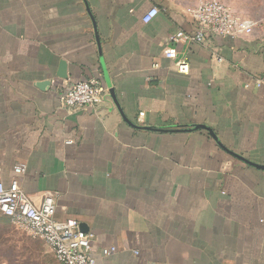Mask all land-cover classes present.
Here are the masks:
<instances>
[{"label":"crops","instance_id":"crops-1","mask_svg":"<svg viewBox=\"0 0 264 264\" xmlns=\"http://www.w3.org/2000/svg\"><path fill=\"white\" fill-rule=\"evenodd\" d=\"M196 1L0 0L1 178L36 207L53 197L98 264H264V169L228 152L264 165V30L170 45L197 30ZM82 80L98 101L64 107ZM111 90L129 121L162 130L129 125Z\"/></svg>","mask_w":264,"mask_h":264},{"label":"built area","instance_id":"built-area-1","mask_svg":"<svg viewBox=\"0 0 264 264\" xmlns=\"http://www.w3.org/2000/svg\"><path fill=\"white\" fill-rule=\"evenodd\" d=\"M159 13L157 7H151L143 16L150 21ZM186 13L197 24V30L191 36L177 29L169 36L172 46L177 44L200 43L209 32L213 35L237 37L252 33L256 22L234 12L221 0H197L186 9ZM175 66L179 72L188 71L185 59L177 58ZM102 88L94 80H82L74 83L61 96V103L68 109H82L93 106L99 99ZM144 112L139 113V120ZM23 165L14 168L16 174L22 173ZM0 167V216L9 218L17 228L32 237L41 239L60 264H98L90 256L92 235L84 232L75 219H60L56 216L55 200L45 196L36 207L13 177L5 184L1 178ZM115 247L102 249V255L115 252ZM137 254V251H134Z\"/></svg>","mask_w":264,"mask_h":264},{"label":"rangeland","instance_id":"rangeland-1","mask_svg":"<svg viewBox=\"0 0 264 264\" xmlns=\"http://www.w3.org/2000/svg\"><path fill=\"white\" fill-rule=\"evenodd\" d=\"M237 14L256 22L264 30V0H232ZM53 255L39 238L16 229L9 219L0 217V264H55Z\"/></svg>","mask_w":264,"mask_h":264},{"label":"water","instance_id":"water-1","mask_svg":"<svg viewBox=\"0 0 264 264\" xmlns=\"http://www.w3.org/2000/svg\"><path fill=\"white\" fill-rule=\"evenodd\" d=\"M56 76H58V77H60V78H64V79L67 78V73H66V62H65L64 60H60V61H59V66H58V70H57V72H56ZM49 85H50V81H49V80H42V81H38V82L36 83V86L39 87V88H41V89H43V90L46 89V88H48ZM110 96H111V98H112L114 104L116 105L117 109L120 111L122 117L124 118V120H125L129 125H131V126H133V127H137V128L148 129V130H162V129H155V128H153V127H149V126L140 127V126H137L136 124L132 123V122L129 121V120L125 117V115L123 114V112H122V110H121V108H120V105H119V103H118V100H117V98H116V95H115V93H114L112 90L110 91ZM198 128H205L206 130H208L209 133H210V135H211V136L217 141V143H218L223 149L227 150V149H226V148L220 143V141L217 139V137H216V135L213 133V131H212L210 128H208L207 126H204V125H195V126H193L191 129H186V130H193V129H198ZM228 152L232 153L235 157L241 159L242 161H244L245 163H247V164H249V165H251V166H255V167H257V168H262V169H264V165H260V164H256V163L250 162V161L246 160L245 158H243L242 156L237 155V154H235V153H233V152H231V151H229V150H228ZM79 226H80L81 229L84 228V227H82L81 225H79Z\"/></svg>","mask_w":264,"mask_h":264}]
</instances>
